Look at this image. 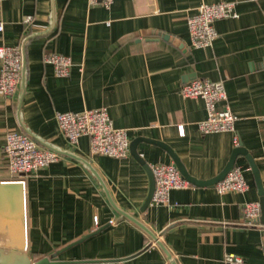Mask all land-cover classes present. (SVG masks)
<instances>
[{"label": "crops", "instance_id": "obj_1", "mask_svg": "<svg viewBox=\"0 0 264 264\" xmlns=\"http://www.w3.org/2000/svg\"><path fill=\"white\" fill-rule=\"evenodd\" d=\"M220 1L230 0H114L110 9L89 0H0V44L24 45L27 62L23 96L21 80L13 95L0 94V181L18 178L4 153L11 130L59 154L58 161L21 177L23 218L0 212L4 253L26 255L32 264H171L158 241L122 210L156 235L177 264H226L228 253L245 264H264L262 214L249 225L243 212L246 202H261L245 155L235 163L244 169L245 192L219 193L216 184L190 182L173 189L169 203H150L142 211L150 180L132 150L125 158L93 154L88 136L71 144L55 117L56 111L106 107L131 142L151 140L137 147L148 166L175 163L155 142L162 141L201 180L217 176L242 144L264 192V0H241L239 17L215 22L219 36L213 45L195 47L188 17L202 2ZM47 52L72 57L68 76L43 62ZM195 78L224 82L238 116L235 131L198 130L207 117L205 103L180 93Z\"/></svg>", "mask_w": 264, "mask_h": 264}, {"label": "built area", "instance_id": "obj_2", "mask_svg": "<svg viewBox=\"0 0 264 264\" xmlns=\"http://www.w3.org/2000/svg\"><path fill=\"white\" fill-rule=\"evenodd\" d=\"M91 5L101 4L110 9L114 0H89ZM241 0L220 1L214 3L202 2L188 19V29L192 44L195 47H211L219 36L215 22L222 18H237V6ZM32 16L25 21L32 22ZM109 24V22H108ZM5 25L0 21V33ZM0 94L13 95L20 83L23 71V51L20 45L0 44ZM43 62L54 67L56 75L65 77L70 74L74 65L72 57L58 52H47ZM185 98L202 99L207 109V117L198 122V130L202 134L215 132H233L236 130L238 116L228 103L226 88L223 81L195 78L180 89ZM55 117L60 131L73 145L79 143L82 136L90 138L91 152L114 158H125L131 153V140L126 128L116 127L106 107L85 109L82 111H56ZM180 135H185L184 124L179 125ZM4 153L8 169L17 176L15 180L25 185L23 175L36 172L59 160V154L51 149L41 148L28 134L11 130L6 134ZM155 178V190L151 203L167 204L173 189H183L190 186L175 163H155L151 165ZM249 184L244 175V169L233 167L225 178L216 184L219 193L245 192ZM246 222L257 224L256 220L262 214L260 201L246 202L243 205ZM113 220L111 221V223ZM98 224V216L95 217ZM120 260L106 259L102 264H119ZM226 264H245L244 259L236 253H228ZM53 264H66L55 262Z\"/></svg>", "mask_w": 264, "mask_h": 264}, {"label": "water", "instance_id": "obj_3", "mask_svg": "<svg viewBox=\"0 0 264 264\" xmlns=\"http://www.w3.org/2000/svg\"><path fill=\"white\" fill-rule=\"evenodd\" d=\"M23 71H22V79H21V97L24 94L25 91V84L27 79V62L25 58V46L23 45ZM142 140H149L146 138L138 137L134 139L131 142V150L133 155L142 163L144 164L145 169L147 170L149 174V180H150V187H149V193L147 196L146 201L144 202L142 206V211L146 210L148 206L151 203V199L155 190V178L153 171L150 166H148L143 159L139 157V153L137 151V147L140 141ZM153 142V141H152ZM158 143V145L164 147L167 149L177 167L179 168L182 175L187 178L191 183L199 185V186H206V185H215L219 181L223 180L227 173L235 166L237 156L242 154L245 155L256 175V179L258 182V186L260 189L261 194V204H262V219L264 221V192L260 180L259 170L258 167L255 164V161L252 157V155L242 146V144H239L235 149L233 150V153L231 155L230 161L226 165V167L215 177L208 179V180H201L197 179L196 177L190 175L183 163L181 162L178 155L173 151V149L167 145L166 143L162 141H155ZM123 215H126L131 220H133L135 223L139 224L141 227H143L145 230H147L150 235L158 241L159 245L162 247V249L167 254V257L171 264H177L175 258L173 255L168 251V249L158 240V237L151 233L140 221H138L136 218H134L132 215H129L128 213H125L124 211L120 210ZM0 212H6L8 213L13 219L23 218L25 216V187L22 182H19L17 180H1L0 181ZM0 264H32L31 260L26 255L18 254L17 252H11L9 254L4 253V249L0 248Z\"/></svg>", "mask_w": 264, "mask_h": 264}, {"label": "rangeland", "instance_id": "obj_4", "mask_svg": "<svg viewBox=\"0 0 264 264\" xmlns=\"http://www.w3.org/2000/svg\"><path fill=\"white\" fill-rule=\"evenodd\" d=\"M2 219H3V218H1V215H0V226H1V222L3 221Z\"/></svg>", "mask_w": 264, "mask_h": 264}]
</instances>
